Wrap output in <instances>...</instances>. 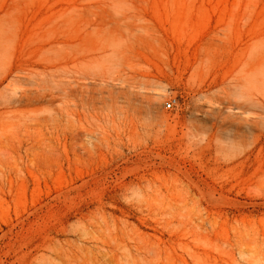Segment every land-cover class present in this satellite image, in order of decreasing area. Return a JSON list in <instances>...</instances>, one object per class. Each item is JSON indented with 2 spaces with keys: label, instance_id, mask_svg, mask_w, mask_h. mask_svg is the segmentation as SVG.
Segmentation results:
<instances>
[{
  "label": "rangeland",
  "instance_id": "1",
  "mask_svg": "<svg viewBox=\"0 0 264 264\" xmlns=\"http://www.w3.org/2000/svg\"><path fill=\"white\" fill-rule=\"evenodd\" d=\"M0 264H264V0H0Z\"/></svg>",
  "mask_w": 264,
  "mask_h": 264
},
{
  "label": "built area",
  "instance_id": "2",
  "mask_svg": "<svg viewBox=\"0 0 264 264\" xmlns=\"http://www.w3.org/2000/svg\"><path fill=\"white\" fill-rule=\"evenodd\" d=\"M175 102H176L175 97L168 99L166 102V108H172L174 106Z\"/></svg>",
  "mask_w": 264,
  "mask_h": 264
},
{
  "label": "bare ground",
  "instance_id": "3",
  "mask_svg": "<svg viewBox=\"0 0 264 264\" xmlns=\"http://www.w3.org/2000/svg\"><path fill=\"white\" fill-rule=\"evenodd\" d=\"M136 240H137V239H136ZM136 240H135V241H136Z\"/></svg>",
  "mask_w": 264,
  "mask_h": 264
}]
</instances>
